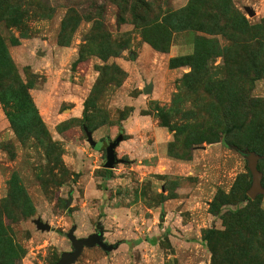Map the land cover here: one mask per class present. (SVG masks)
Returning <instances> with one entry per match:
<instances>
[{
  "label": "rangeland",
  "instance_id": "rangeland-1",
  "mask_svg": "<svg viewBox=\"0 0 264 264\" xmlns=\"http://www.w3.org/2000/svg\"><path fill=\"white\" fill-rule=\"evenodd\" d=\"M262 70L264 0H0V264H264Z\"/></svg>",
  "mask_w": 264,
  "mask_h": 264
},
{
  "label": "water",
  "instance_id": "water-1",
  "mask_svg": "<svg viewBox=\"0 0 264 264\" xmlns=\"http://www.w3.org/2000/svg\"><path fill=\"white\" fill-rule=\"evenodd\" d=\"M250 16H253V12H250ZM150 92H151V84L145 86L143 90V94H148ZM84 131L86 133L89 144L92 147H95L96 143L92 140V137L89 131L86 128H84ZM122 140H123L122 136L118 135L114 141L105 142L102 144L101 149L105 151V158H106V162L104 164L105 169L107 170L113 169L115 165L120 163V160L117 158L116 148L119 146ZM242 154L244 157H246L248 161V168L253 178L252 186L249 189L247 195L250 200H254L257 195L264 196V188L262 187V184H261L262 173L259 172V170L257 169L259 157L253 152H243L242 151ZM70 201L71 200L67 202L66 207H68ZM37 225L39 226V228H42L45 230L50 229L48 225H45L39 222L37 223ZM67 238L71 242L72 252L63 254L60 260L57 262V264H74L85 247L91 248L93 246H99L104 250L110 249V247L102 241L101 235L96 234V235L90 236L87 239H83V238L77 239L75 235L73 234V230H71L67 234Z\"/></svg>",
  "mask_w": 264,
  "mask_h": 264
},
{
  "label": "trees",
  "instance_id": "trees-1",
  "mask_svg": "<svg viewBox=\"0 0 264 264\" xmlns=\"http://www.w3.org/2000/svg\"><path fill=\"white\" fill-rule=\"evenodd\" d=\"M250 70H251V69L248 68V72H249ZM231 72H233V71L231 70ZM245 72H247V71L244 70V73H245ZM262 72L264 73V70H262ZM254 73H255V74H254L255 77H258V75H256V73H257V70H256V69L254 70ZM256 79H257V78H256ZM219 87H220V86H219ZM261 105H263V103H261ZM260 138H261L262 140H264V130H263V133L260 135ZM257 169L259 170L258 165H257ZM259 172H260V171H259ZM262 181H263V174H262ZM261 184H262V182H261ZM262 187H263V185H262ZM239 214H240V212L233 214V216L231 217V219H232V220H236L237 217L239 216ZM210 239H211L210 236H207V235L204 236V240H206V241H210Z\"/></svg>",
  "mask_w": 264,
  "mask_h": 264
}]
</instances>
